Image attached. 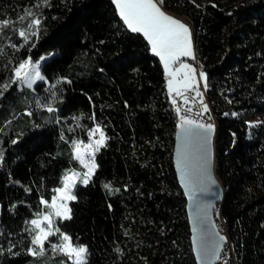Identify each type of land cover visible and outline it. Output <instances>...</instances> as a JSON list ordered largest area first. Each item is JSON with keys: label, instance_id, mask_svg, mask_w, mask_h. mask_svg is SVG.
I'll return each instance as SVG.
<instances>
[{"label": "trees", "instance_id": "16d2710c", "mask_svg": "<svg viewBox=\"0 0 264 264\" xmlns=\"http://www.w3.org/2000/svg\"><path fill=\"white\" fill-rule=\"evenodd\" d=\"M157 1L186 17L195 52L187 60L207 77L225 190L216 210L237 264H264V0ZM37 3L0 0V14L13 22L0 35V84L11 81L12 51L33 61L48 56L40 65L45 92L42 82L35 90L15 82L0 95V264H42L28 253L30 222L64 170L78 168L71 141L88 140L96 124L106 147L89 183L75 184L71 218L56 221L59 231L87 246V264H196L173 165L178 117L160 58L127 28L113 0ZM29 8L41 19L39 39L17 51L11 45L32 17L18 18ZM252 116L263 120L247 136Z\"/></svg>", "mask_w": 264, "mask_h": 264}, {"label": "snow or ice", "instance_id": "6c2138e0", "mask_svg": "<svg viewBox=\"0 0 264 264\" xmlns=\"http://www.w3.org/2000/svg\"><path fill=\"white\" fill-rule=\"evenodd\" d=\"M119 16L123 20L124 24L129 30L134 33H142L143 36L148 41L151 46L152 52L160 58L164 64V68L167 71L169 64L178 60L182 56H193L192 40L191 33L186 24L182 23L180 20L173 18L170 15H167L161 10L158 6L156 0H113ZM50 0H38V3L34 7H50ZM32 17L28 25L29 29L34 28V31H25L24 29L18 30V35H20L25 43L31 37H36L39 39V26L41 24V19L37 16L36 13L32 11L31 8L25 9L24 14L18 18L19 21H24ZM13 25V22L9 19L0 20V35L3 34L5 28ZM11 47L15 48L17 51L19 47L12 44ZM35 47V45H33ZM2 51V49H0ZM41 59H44L43 57ZM39 61H33L32 58L26 57L21 60L15 67L12 69V78L11 81L0 84V95H3L5 91L11 86L12 83L20 82L21 84L27 85V87H32V84L35 82V79H43L39 69ZM182 69H186L185 77L182 82V87L187 89L196 90L197 97H201V93L196 89V82L194 79V70L188 64H182ZM172 75V73H169ZM200 80L206 82L207 77L203 71L199 73ZM51 87H55L54 85ZM206 87V83H205ZM169 94L171 95L174 91L173 80L168 81ZM177 95H181L179 88L175 89ZM185 103H187V98H185ZM175 104V100H173ZM201 104L203 110L206 112L207 105H204L201 99ZM49 112L54 111L55 109L51 105L47 106ZM187 111H191L190 108ZM178 115V124L177 127L182 130L183 135L186 138L199 137L201 133L197 131L198 129L205 130V133L212 129L211 124H201L197 123L196 120H193L187 116L180 115V108H176ZM31 115V113H28ZM92 119L95 121V114H93ZM253 122H249V126H252ZM98 134V138H97ZM63 139V136L61 137ZM88 143L84 144L82 141H73V153L77 160L80 161L84 167L88 169L84 173L82 178V183L87 185L91 180L93 174L95 173L96 168L98 167L95 163V156L100 150L106 147V142L108 137L104 129L100 124H96L93 128L88 131ZM15 143V141H14ZM85 154H87L88 159H85ZM208 161L205 159V165ZM80 177L79 173L75 172H66L62 178L63 187L57 188L54 191L57 193V196L53 197L52 202L49 204L48 201L41 200V203L45 205L46 208L53 209L54 214L57 217L62 219H70V209L68 208L67 201L75 200L76 197L72 195V190L76 184L77 178ZM212 184H215V180L210 181ZM105 187H110L105 185ZM57 200L62 201V203H57ZM47 222L48 228L45 229L41 225L44 222ZM34 227L33 231L36 234L32 238V247L28 248V253L32 256H43L45 254L44 243L51 235H56L59 233L61 243L53 244L51 247L53 251H58L66 255L70 260L73 261V264H87V255L88 249L85 245H73L72 238L65 234L60 233L59 229H52V213H47L42 216V218L34 219L30 222ZM220 240H225V237L221 236ZM219 250L218 245H212L202 239L201 241V252L205 258H219L217 253ZM119 251V249H117Z\"/></svg>", "mask_w": 264, "mask_h": 264}, {"label": "water", "instance_id": "95a60500", "mask_svg": "<svg viewBox=\"0 0 264 264\" xmlns=\"http://www.w3.org/2000/svg\"><path fill=\"white\" fill-rule=\"evenodd\" d=\"M199 137L186 138L178 127L175 132L173 165L178 184L186 198V213L192 252L196 264H213L216 258H205L201 252L202 239L218 245L223 240L213 224V217L222 202L225 190L216 173V128L205 133L198 129ZM205 159L208 163L205 165ZM215 180V184L210 181Z\"/></svg>", "mask_w": 264, "mask_h": 264}, {"label": "rangeland", "instance_id": "374dc122", "mask_svg": "<svg viewBox=\"0 0 264 264\" xmlns=\"http://www.w3.org/2000/svg\"><path fill=\"white\" fill-rule=\"evenodd\" d=\"M193 1H194L197 5H199V6H200V5H203L204 3H207V2H208V3H213V2H214V0H193ZM156 2H157V1H156ZM157 3H158V2H157ZM158 6H159V7L161 8V10H162L163 12H165L167 15H170V16H172L173 18L180 20L182 23L186 24L187 27L189 28L188 23H187V19H186V17H185L184 15H182V14H178V13H175V12H168V11H166L165 9H163V7L161 6V4H159V3H158ZM3 19H9V20L12 21V18H11L9 15L0 14V20H3ZM24 30H25V31H34L35 29H34V28L29 29V27L27 26V27L24 28ZM189 31H190V33H191L190 28H189ZM19 36H20V35H19ZM20 38H21V40H20V44H19L18 46H20L21 44H24L26 47L29 46V43H31L33 40L36 39V37H31V38L28 40V42L25 43L24 39H23L21 36H20ZM191 40H192L193 56H182V57H180L178 60H176V61H174V62H171V63L169 64V68H168L167 71H166L165 68H164L165 73H166V75L168 76V79H167V86H168V81H169L170 79L173 80V86H174V91H173V92H175V89H176V88H179L180 91L184 89V88L182 87V82H183V80H184L185 73H186L187 70L181 68V65H182V64H188V65L191 66V68L194 70L193 75H194V79H195V82H196V88H197L198 85H199L200 77L198 76V75H199V72H198L197 66H196L195 64H193V63H191V62H189V61L187 60L188 58H194V57H195L192 33H191ZM11 53H12V56H13V63H15L16 65H17L21 60H23V59L26 58V57H25V58L20 59L19 56H18V57H14L16 52L12 51ZM42 57H43L44 59H46L48 56H45V55H44V56H42ZM42 57H41V58H42ZM41 58L38 60V61L40 62V64H39V69H38L39 72H40V65H41V62L44 60V59H41ZM34 62H35V61H34ZM161 62H162V61H161ZM162 64H163V62H162ZM2 67H4V66L1 64V65H0L1 70H2ZM163 67H164V64H163ZM12 69H13V67H12ZM169 73H172V75H169ZM40 74H41V76H43L41 72H40ZM12 75H13V73H12ZM200 81H201V83L203 84V88H204V90H205V92H206L205 81H203V80H200ZM40 82L43 83V88H42V89H43L44 92H45L46 87H47V85H48V82H47V80H46V78H45L44 76H43V79H35V82L32 84V87H30V89H31V90H35V85L38 84V83H40ZM18 86H20V87H27V85L21 84L20 82H18ZM28 88H29V87H28ZM39 93H40V91H39ZM41 94H42V93H41ZM169 95H170V94H169ZM207 109H208V107H207ZM209 109L212 111L211 106H210ZM207 111H208V110H207ZM209 113H210V111H209ZM210 114H211V113H210ZM211 117H212L211 122H212V124H214V120H213V119H214V114H213V116L211 115ZM262 120H263V117H261V116H252V117H248V118H246V120H245V123H246V135L249 136V134L251 133L252 129H254L255 127H257V126L262 122ZM249 122H253V123H252V126H249ZM97 138H98V134H97ZM88 139H89V138H88ZM73 141H82L84 144H87V143H88V140L83 141V140H80V139H73V140L71 141L72 153H73ZM73 156H74V153H73ZM74 158H75V156H74ZM85 159H86V160L88 159L87 154H85ZM75 160H76L77 163H78V168L75 169V168L69 167V168L65 169V170H64L63 177H64V175H65L66 172H75V173H79V174H80V177L77 178V180H76V184H77V183L83 184V183H82V178H83L84 173H86V172L88 171V169H87L86 167H84V165H82V164L80 163L79 160H77L76 158H75ZM95 163H96V161H95ZM218 179H219V177H218ZM219 180H220V179H219ZM220 181H221V180H220ZM83 185H84V184H83ZM62 187H63V181H62L61 185H60L59 187H56L55 189H57V188H62ZM71 194L74 195V194H73V190H72V193H71ZM54 196H57V193H56L55 191H54V194H53V196L51 197V199L48 201L49 204L52 202ZM70 201H71V200H70ZM70 201H67L68 208H69V202H70ZM57 203H62V201L57 200ZM50 212L52 213V221H53V223H52V229H53V231H55V229H57L56 221H57L58 219H62V218L55 216V214H54V210H53V209L46 208L45 205H44V209H43L39 214H37V216H36L35 218H33L32 220H34V219H38V218H42V216H43L44 214H47V213H50ZM220 217H221V216H220ZM32 220H31V221H32ZM222 221H224L223 218H222ZM41 226L44 227L45 229L48 228V224H47L46 221H45ZM32 227H34V226L32 225ZM34 233L36 234V232H34ZM60 233H62V232H60ZM35 234H34V235H35ZM58 234H59V233H58ZM49 237H50V236H49ZM49 237H48V239H49ZM48 239H47V240L45 241V243H44L45 254H44L43 256H36V257H39V258H40L42 264H50V263L52 262V259H51L52 256H55L56 253H57V254H62V253H60V252H58V251H53V249H52V247H51L53 244H60V243H61L60 235L58 236V242H57V243H56V242H53V241H49ZM228 239H229V238H228ZM32 246H33V245H32ZM74 246H75V245H74ZM59 264H73V261L70 260L66 255L62 254V257L59 259Z\"/></svg>", "mask_w": 264, "mask_h": 264}, {"label": "built area", "instance_id": "2783aa9c", "mask_svg": "<svg viewBox=\"0 0 264 264\" xmlns=\"http://www.w3.org/2000/svg\"><path fill=\"white\" fill-rule=\"evenodd\" d=\"M198 69V67H197ZM198 72L201 71L198 69ZM199 76V75H198ZM202 95L201 97H197L196 90L194 89H183L180 92L181 95H177L176 92L172 93V98L175 100L176 108H180V115L187 116L193 120H196L197 123L201 124H211V117L208 112L203 110L201 99L203 104L204 103V96H203V84L199 80V85L196 88ZM185 98H187V103H185ZM190 108L191 111H187ZM177 115V112H176ZM178 117V115H177ZM213 224L217 231L223 236V226L221 224V217L220 211L215 210L214 217H213ZM224 237V236H223ZM218 259L216 258L213 264H237L235 252L231 251L230 243H227L223 240L221 250L218 254Z\"/></svg>", "mask_w": 264, "mask_h": 264}, {"label": "bare ground", "instance_id": "6f19581e", "mask_svg": "<svg viewBox=\"0 0 264 264\" xmlns=\"http://www.w3.org/2000/svg\"><path fill=\"white\" fill-rule=\"evenodd\" d=\"M203 96H204V103H205V105H207V107H208V114L210 115V117H211V115L213 116V113H212V111L209 109L210 108V103H209V100H208V98H207V96H206V92H205V90H204V88H203ZM169 98H170V101H171V104H172V107H173V109H174V111H175V113H176V103L175 104H173V98H172V94L171 95H169ZM209 111H210V113H209ZM211 119H212V117H211ZM179 122V121H178ZM212 128H216V124H212ZM221 224H222V226H223V236L225 237V241L227 242V243H230V245H231V251H233L234 252V250H233V246H232V243L230 242V240L228 239V237H227V234H226V230H225V227H224V225H223V222H222V219H221Z\"/></svg>", "mask_w": 264, "mask_h": 264}, {"label": "crops", "instance_id": "0c3cea01", "mask_svg": "<svg viewBox=\"0 0 264 264\" xmlns=\"http://www.w3.org/2000/svg\"><path fill=\"white\" fill-rule=\"evenodd\" d=\"M157 1V0H156ZM158 2V1H157ZM159 3V2H158ZM160 4V3H159ZM167 11V10H166ZM169 12V11H168ZM195 58V57H194ZM168 92H169V89H168Z\"/></svg>", "mask_w": 264, "mask_h": 264}]
</instances>
